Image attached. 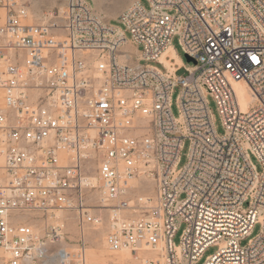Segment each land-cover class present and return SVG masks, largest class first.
<instances>
[{
	"label": "built area",
	"instance_id": "2783aa9c",
	"mask_svg": "<svg viewBox=\"0 0 264 264\" xmlns=\"http://www.w3.org/2000/svg\"><path fill=\"white\" fill-rule=\"evenodd\" d=\"M146 1L114 19L123 28L94 0H65L62 34L0 0L3 264H89L87 225L122 264H198L211 246L203 264H264V0ZM175 37L196 62L171 71Z\"/></svg>",
	"mask_w": 264,
	"mask_h": 264
},
{
	"label": "rangeland",
	"instance_id": "374dc122",
	"mask_svg": "<svg viewBox=\"0 0 264 264\" xmlns=\"http://www.w3.org/2000/svg\"><path fill=\"white\" fill-rule=\"evenodd\" d=\"M26 5L29 8L30 13V21L32 23H55L59 26V32L63 34V25H64V19L61 15L63 12L64 6H65V0H23ZM123 1V0H122ZM126 3L124 6L121 7L120 0H94L96 9L106 17V19L114 20L119 17L122 11H124L126 8H128L134 1L136 0H125ZM143 4L146 7H149V3L146 0H141ZM5 16L4 10L0 7V23H2ZM114 23L118 24L119 26L126 28L125 25H123L118 20H114ZM127 36L130 37L131 33L127 31ZM173 45L176 48V51L178 55L183 59L184 63L189 65L190 62L187 61L185 57V52L183 51L180 42L177 37L173 40ZM139 50H142V46H139ZM125 52H129L132 54H137V49L132 44H129L125 46L123 49ZM139 53V52H138ZM133 58H137L136 55L133 56ZM142 64H147L148 62L146 60L141 61ZM155 65H157L160 68H164L162 64L150 62ZM179 75L187 74V71L185 68L181 67L179 71L177 72ZM180 93V88L177 87L175 89V92L173 93V111L176 116L179 115V110L177 106V97ZM210 101V107L212 109V112L216 119V125L218 128V131L220 133L224 132V128L222 125V120L220 118L217 104L215 100L212 97H209ZM190 150V143L187 140L185 142L182 157H181V166H184L188 160V154ZM254 162L256 163L259 170H261V165L258 163L257 159L254 158ZM148 185V184H147ZM147 192H153V185H150ZM93 201L95 203H98V195L97 193H94L93 195ZM184 197V196H183ZM62 220L66 223V229H67V239L69 241V244L72 247H77L79 236H80V229L77 224V219L75 217V214L70 211H65L61 213ZM186 227V224H182L179 232L177 233L175 237V242H180V236ZM262 229L261 224H257L251 238L256 237ZM104 227H102L99 230H94L92 227L87 225L86 227V241H87V259L89 264H122V261L115 260L116 254L109 251L104 242ZM249 239H246L243 241V244H246ZM218 250L217 246H211L207 249L205 252L203 258L199 261L198 264H203L206 257L209 255H212L216 253ZM0 264H3V258L0 253Z\"/></svg>",
	"mask_w": 264,
	"mask_h": 264
},
{
	"label": "bare ground",
	"instance_id": "6f19581e",
	"mask_svg": "<svg viewBox=\"0 0 264 264\" xmlns=\"http://www.w3.org/2000/svg\"><path fill=\"white\" fill-rule=\"evenodd\" d=\"M137 1V0H136ZM5 22V16L1 24ZM169 56V58H167ZM162 60L166 62V64L170 67L171 71L174 70L175 64H181V60L178 57L176 51L173 48H170L162 57ZM235 86L239 92L240 100L243 108L247 107L248 103L250 102V98L248 96L247 89L242 82H236ZM126 258V257H125Z\"/></svg>",
	"mask_w": 264,
	"mask_h": 264
},
{
	"label": "water",
	"instance_id": "95a60500",
	"mask_svg": "<svg viewBox=\"0 0 264 264\" xmlns=\"http://www.w3.org/2000/svg\"><path fill=\"white\" fill-rule=\"evenodd\" d=\"M185 57L187 59L188 62H196V60H194L191 56H189L188 54H185Z\"/></svg>",
	"mask_w": 264,
	"mask_h": 264
},
{
	"label": "crops",
	"instance_id": "0c3cea01",
	"mask_svg": "<svg viewBox=\"0 0 264 264\" xmlns=\"http://www.w3.org/2000/svg\"><path fill=\"white\" fill-rule=\"evenodd\" d=\"M120 3H121V7H122V6H124V5H125L126 1H125V0H123V1H122V0H120ZM178 57L180 58V60H181V62H182L181 64H184V61H183V59H182L180 56H178Z\"/></svg>",
	"mask_w": 264,
	"mask_h": 264
}]
</instances>
